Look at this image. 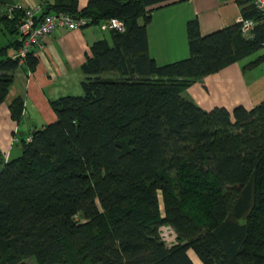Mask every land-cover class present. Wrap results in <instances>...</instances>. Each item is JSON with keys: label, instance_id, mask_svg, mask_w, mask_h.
<instances>
[{"label": "trees", "instance_id": "trees-1", "mask_svg": "<svg viewBox=\"0 0 264 264\" xmlns=\"http://www.w3.org/2000/svg\"><path fill=\"white\" fill-rule=\"evenodd\" d=\"M185 1L42 6L41 16L68 14L87 27L114 18L124 30L89 46L80 95L49 101L53 122L20 139L17 157L0 158V264H192L187 251L201 264H264V99L248 110L202 111L180 96L263 50L264 22L235 0L253 23L247 36L239 23L200 36L189 21L187 57L157 66L147 53V8ZM20 18L0 19V104L13 72L36 65L33 51L21 63L14 57ZM263 62L264 53L241 70ZM8 110L18 123L22 100ZM162 226L174 245L159 238Z\"/></svg>", "mask_w": 264, "mask_h": 264}, {"label": "crops", "instance_id": "crops-1", "mask_svg": "<svg viewBox=\"0 0 264 264\" xmlns=\"http://www.w3.org/2000/svg\"><path fill=\"white\" fill-rule=\"evenodd\" d=\"M0 19L7 8L15 5L31 7L38 2L52 5L56 0H0ZM76 9L85 7L87 0H75ZM149 22L145 27L148 56L157 66L177 62L187 57L185 25L195 21L200 36L238 23L239 8L234 0H187L147 8ZM140 24V21H138ZM96 27L81 30L55 29L33 49L36 65L31 73L18 67L12 83L0 104V158L19 155L20 139L53 122L48 102L63 96H76L82 75L79 66L88 54L89 46L104 40ZM6 39L0 32V48ZM264 50V49H263ZM243 65V64H242ZM241 64L233 63L216 74L205 76L180 93V96L202 111L212 108L230 110L240 106L251 109L264 99V75L258 79L245 77ZM258 67V66H257ZM253 70V69H252ZM248 72V71H247ZM22 100L18 123L9 116V105L15 98ZM14 145L17 147L14 148ZM15 149L12 156L9 152ZM187 257L192 264H201L191 251Z\"/></svg>", "mask_w": 264, "mask_h": 264}, {"label": "built area", "instance_id": "built-area-1", "mask_svg": "<svg viewBox=\"0 0 264 264\" xmlns=\"http://www.w3.org/2000/svg\"><path fill=\"white\" fill-rule=\"evenodd\" d=\"M235 1V0H234ZM247 1L252 7L260 14L262 22H264V0H244ZM43 2H38L34 6L24 7L22 5H15L6 10L7 17H11L12 11H20L21 18L18 22L17 32L21 39V47L18 49L15 58L19 59L21 63L24 56L31 53L34 48L40 47L39 41L49 36L55 29L63 30H81L87 27L88 20L83 18H72L68 14H47L40 15ZM240 25V33L242 36H247L251 30L253 23L250 20H238ZM101 32H118L124 30L122 23L114 18L101 21L95 26ZM29 140L28 137L25 138ZM158 235L161 241L166 246L175 244V236L173 231L167 227L162 226L158 229Z\"/></svg>", "mask_w": 264, "mask_h": 264}, {"label": "rangeland", "instance_id": "rangeland-1", "mask_svg": "<svg viewBox=\"0 0 264 264\" xmlns=\"http://www.w3.org/2000/svg\"><path fill=\"white\" fill-rule=\"evenodd\" d=\"M102 36L106 42H109V36L107 33H103ZM262 53H264V50L258 51L257 53H254V54L240 60L238 63L241 65L242 64L245 65L246 63L252 61L256 56H258L259 54H262ZM263 75H264V62L261 63L258 67L254 68L253 70H249L248 72L246 71L244 76L258 79V78L262 77ZM109 76H113V75L110 74ZM78 95H80V93ZM16 147L17 146L14 145V148H16ZM14 151H15V149L10 151L9 155L12 156V153ZM23 264H33V262H32V260H26Z\"/></svg>", "mask_w": 264, "mask_h": 264}]
</instances>
